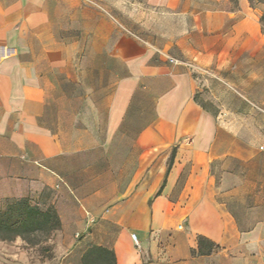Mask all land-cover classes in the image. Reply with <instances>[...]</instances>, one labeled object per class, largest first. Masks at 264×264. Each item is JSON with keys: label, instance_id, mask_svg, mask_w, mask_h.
Returning a JSON list of instances; mask_svg holds the SVG:
<instances>
[{"label": "crops", "instance_id": "obj_1", "mask_svg": "<svg viewBox=\"0 0 264 264\" xmlns=\"http://www.w3.org/2000/svg\"><path fill=\"white\" fill-rule=\"evenodd\" d=\"M87 1L0 0V209L52 208L56 264L92 247L115 264H264V136L246 124L264 107V6L137 0L125 34ZM199 238L215 248L193 255Z\"/></svg>", "mask_w": 264, "mask_h": 264}, {"label": "rangeland", "instance_id": "obj_2", "mask_svg": "<svg viewBox=\"0 0 264 264\" xmlns=\"http://www.w3.org/2000/svg\"><path fill=\"white\" fill-rule=\"evenodd\" d=\"M80 1L83 2L84 0ZM231 1L234 2L235 0ZM136 2L137 0H91V2L87 1L86 4L92 8H101L109 16L118 19L120 22L117 24L118 28L126 34L128 30H132V27L139 25L138 19L141 15L138 13L139 7ZM232 96L234 97L226 100V104L235 106L245 104V101H242L235 94ZM251 101L257 103L259 111L255 110L249 116L251 121L246 122V124H251L248 127V133L252 138L260 139L261 136H264V107L258 104L260 101L258 98ZM261 152L264 153V150ZM261 165H264V154H262ZM3 209L4 207L0 210ZM63 252L64 240L59 227L49 232L34 233L28 239L21 237H14L11 240L0 239V264H56L63 257Z\"/></svg>", "mask_w": 264, "mask_h": 264}, {"label": "trees", "instance_id": "obj_3", "mask_svg": "<svg viewBox=\"0 0 264 264\" xmlns=\"http://www.w3.org/2000/svg\"><path fill=\"white\" fill-rule=\"evenodd\" d=\"M251 6L261 4L264 0H248ZM261 26H264V12L260 18ZM174 150L169 160L168 168L173 160ZM60 227L58 217L52 208L41 210L36 206L30 205L27 200H19L11 205L5 206L0 210V239L11 240L14 237L28 239L37 232H49ZM215 247L205 240L197 239V248L192 254H208ZM108 262L115 264L113 252L99 248H90L83 256V264H99Z\"/></svg>", "mask_w": 264, "mask_h": 264}, {"label": "built area", "instance_id": "obj_4", "mask_svg": "<svg viewBox=\"0 0 264 264\" xmlns=\"http://www.w3.org/2000/svg\"><path fill=\"white\" fill-rule=\"evenodd\" d=\"M167 61L169 64H171L173 66H182L189 71H192L195 73H201V71L195 66V64L193 62L175 59V58H171V57H167ZM260 149H262V148H260ZM131 240H132L135 248H140V244H139L135 234H131Z\"/></svg>", "mask_w": 264, "mask_h": 264}]
</instances>
